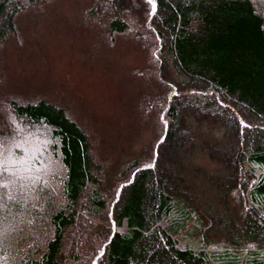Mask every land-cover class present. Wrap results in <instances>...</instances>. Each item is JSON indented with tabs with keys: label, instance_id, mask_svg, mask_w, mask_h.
<instances>
[{
	"label": "trees",
	"instance_id": "16d2710c",
	"mask_svg": "<svg viewBox=\"0 0 264 264\" xmlns=\"http://www.w3.org/2000/svg\"><path fill=\"white\" fill-rule=\"evenodd\" d=\"M51 1L0 0V46ZM263 2L83 4L99 42L147 50L158 92L137 114L154 136L108 173L62 106L0 98V264H264ZM186 218L226 243H181Z\"/></svg>",
	"mask_w": 264,
	"mask_h": 264
},
{
	"label": "rangeland",
	"instance_id": "374dc122",
	"mask_svg": "<svg viewBox=\"0 0 264 264\" xmlns=\"http://www.w3.org/2000/svg\"><path fill=\"white\" fill-rule=\"evenodd\" d=\"M87 2L52 0L37 12L16 17L18 34L0 46V98H44L62 106L87 132L95 158L111 173L145 154L153 123L139 122L137 111L142 98L151 101L158 91L152 77H142L148 67L144 47L124 36L99 42L81 25V6ZM197 160L213 168L204 157ZM199 227L186 218L177 237L189 245L226 243L222 233L208 234Z\"/></svg>",
	"mask_w": 264,
	"mask_h": 264
}]
</instances>
